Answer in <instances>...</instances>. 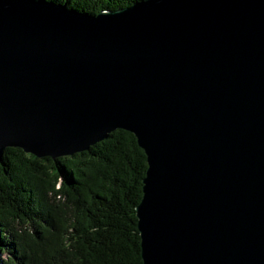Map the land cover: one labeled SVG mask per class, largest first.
<instances>
[{
  "label": "water",
  "instance_id": "95a60500",
  "mask_svg": "<svg viewBox=\"0 0 264 264\" xmlns=\"http://www.w3.org/2000/svg\"><path fill=\"white\" fill-rule=\"evenodd\" d=\"M115 130L146 156L142 264H264V0H0V163Z\"/></svg>",
  "mask_w": 264,
  "mask_h": 264
},
{
  "label": "trees",
  "instance_id": "16d2710c",
  "mask_svg": "<svg viewBox=\"0 0 264 264\" xmlns=\"http://www.w3.org/2000/svg\"><path fill=\"white\" fill-rule=\"evenodd\" d=\"M45 1L95 16L147 0ZM146 169L143 150L123 130L57 159L5 149L0 264H142L135 207Z\"/></svg>",
  "mask_w": 264,
  "mask_h": 264
}]
</instances>
